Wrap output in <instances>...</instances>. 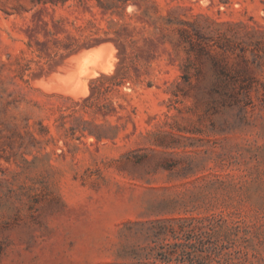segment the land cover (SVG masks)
I'll list each match as a JSON object with an SVG mask.
<instances>
[{"label": "rangeland", "instance_id": "1", "mask_svg": "<svg viewBox=\"0 0 264 264\" xmlns=\"http://www.w3.org/2000/svg\"><path fill=\"white\" fill-rule=\"evenodd\" d=\"M0 264H264V0H0Z\"/></svg>", "mask_w": 264, "mask_h": 264}, {"label": "bare ground", "instance_id": "2", "mask_svg": "<svg viewBox=\"0 0 264 264\" xmlns=\"http://www.w3.org/2000/svg\"><path fill=\"white\" fill-rule=\"evenodd\" d=\"M105 42H110V41H105ZM104 42V43H105ZM112 42V41H111ZM114 43V42H113ZM113 43H111L112 45L111 46H114L115 47V45H113ZM115 44V43H114ZM87 46V45H86ZM85 46V47H86ZM88 46H90V45H88ZM87 46V47H88ZM97 46V47H96ZM96 46H93V47H91V48H87V49H85V47H83L84 49L82 50V51H80V52H78L77 54H75V55H73V56H71V57H69V59L67 60V64H65V62H66V60H64V65H70V66H64L65 67V71H68L69 72V74H68V77L66 76V78H67V80H65L66 82H68L69 83V85L70 86H72V87H82L83 89L85 88H87L88 87V84H89V79L91 78V77H94L95 75H97L98 73H99V71L102 73V71H104V72H106V71H109L110 70V68H111V66L113 65V67H115L114 65H116L115 63L118 61V58H117V61H116V59H115V55H114V53H113V51L112 50H109V49H107L106 47H104L103 45H100V46H98V45H96ZM114 47H112V49H114ZM117 48H118V46H116ZM115 47V48H116ZM117 48H116V50H117ZM117 53H118V51H117ZM116 53V54H117ZM69 54V53H68ZM120 54V53H119ZM118 55V54H117ZM116 61L115 63L113 62V64H112V61ZM62 66H63V64H62ZM51 69V68H50ZM59 69V68H58ZM60 69H61V66H60ZM63 70H64V68H63ZM62 70V71H63ZM111 70H113V69H111ZM60 71L61 70H59V73H60ZM57 73H58V70H57ZM100 73V74H101ZM111 73V72H110ZM61 75H62V73H60ZM66 73H64V75H65ZM100 74H99V76H100ZM55 76V75H54ZM63 76V75H62ZM63 77H65V76H63ZM63 77L62 78H60V79H62L63 80ZM101 77V76H100ZM42 77H40V80H41V82L42 83H40V84H44L43 86H44V90L46 89L45 87H49V86H47V84H45L46 82H49V81H51V79L49 78L48 79V81H46L45 82V80H43V79H45L46 77H44L43 79H41ZM48 78V77H47ZM39 79V78H38ZM59 79V78H58ZM91 79H94V78H91ZM36 80V79H35ZM43 80V81H42ZM63 80V81H64ZM39 81V80H38ZM64 81V82H65ZM40 82V81H39ZM52 82V81H51ZM65 82V83H66ZM36 84H38V82H36ZM50 84V83H49ZM63 84V83H62ZM37 86V85H36ZM50 88V87H49ZM48 90V89H47ZM77 90H79L78 88H77ZM46 91V90H45ZM79 91H81V92H83L82 91V89L81 90H79ZM79 91L77 92H75V93H79ZM88 91V90H87ZM87 91H86V95H88L87 94ZM49 92V91H48ZM59 92V91H58ZM46 93V92H45ZM49 93H52V90H51V92H49ZM55 93V92H54ZM53 93V94H54ZM48 94V93H47ZM82 94H85L84 92L82 93ZM64 95V94H63ZM71 95V94H70ZM73 95V94H72ZM85 95V96H86ZM69 96V95H68ZM73 96H75V94L73 95ZM73 96H71V97H73ZM79 96V95H78ZM77 96V97H78ZM80 96H81V93H80ZM84 97V96H83ZM81 98V97H80ZM80 98H78V99H80ZM85 98V97H84ZM81 99H83V98H81ZM79 106V105H78Z\"/></svg>", "mask_w": 264, "mask_h": 264}]
</instances>
